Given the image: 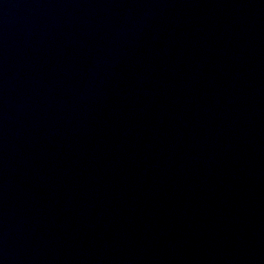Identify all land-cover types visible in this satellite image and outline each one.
<instances>
[{
  "label": "water",
  "instance_id": "1",
  "mask_svg": "<svg viewBox=\"0 0 264 264\" xmlns=\"http://www.w3.org/2000/svg\"><path fill=\"white\" fill-rule=\"evenodd\" d=\"M0 264H264V0H0Z\"/></svg>",
  "mask_w": 264,
  "mask_h": 264
}]
</instances>
